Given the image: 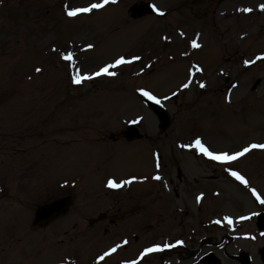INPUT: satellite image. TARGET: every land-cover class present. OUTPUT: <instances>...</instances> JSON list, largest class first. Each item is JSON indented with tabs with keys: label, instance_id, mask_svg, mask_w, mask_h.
Wrapping results in <instances>:
<instances>
[{
	"label": "rangeland",
	"instance_id": "rangeland-1",
	"mask_svg": "<svg viewBox=\"0 0 264 264\" xmlns=\"http://www.w3.org/2000/svg\"><path fill=\"white\" fill-rule=\"evenodd\" d=\"M93 1L100 0H63V6L68 3L63 15L62 8L54 10L55 0H0L7 3L0 5V123L5 133L14 131L11 136L21 139L14 145L7 134L0 136V183L14 180L9 195L31 197L36 203L29 204L33 208L51 192H59L64 186L59 183L77 184L75 193L80 199L60 227L70 224L72 218H82L88 226L89 219L109 208L108 197L124 196L129 200L125 207L139 202L142 216L154 219V229L163 233L155 232L156 239L146 242L149 244H161L179 221L190 223L184 231L196 243L201 234L190 231L197 229L192 223L196 219L200 227L221 212L254 211L244 185L232 182L221 167L207 162L194 141L201 139L220 155H231L253 143L264 144V61L249 65L255 55L264 52V14L229 17L224 11L235 4L240 8L253 5L257 11L264 0H228L222 6L218 0H156V7L166 10L167 18L148 16L136 21L129 9L152 0H128L122 6L116 0L90 18L66 16L65 9L87 7ZM50 25L51 33L45 32ZM194 40L199 48L192 47ZM71 46L74 54L78 51L74 59L83 75H92L120 58L132 63L111 69L115 76L103 75L75 87L74 70L62 58ZM192 66L203 68L197 72L196 68L190 70ZM37 68L42 71L36 72ZM257 80H261L260 91L252 92ZM185 83L189 87H183ZM231 83L235 87L229 91ZM200 84L205 85L202 91ZM142 91L157 96L168 109L173 120L166 131L160 130L155 115L143 105ZM224 94H232L234 105L223 101ZM139 120L151 139L129 143L124 136L126 126ZM29 129L30 139L25 141L24 131ZM255 150L262 153L241 157L234 162L233 171L250 175L264 197V150ZM158 153L162 166L170 164L165 173L168 180H174L181 209H199L195 195L206 193L199 217L172 216L176 207L171 203L178 197L175 192L166 195L160 191L161 179L155 177L165 173ZM178 168L185 179L179 180ZM111 177L131 180L128 185L135 189L131 192L123 186V193L115 195L101 191ZM26 183V188L21 187ZM214 190L221 192L218 200L212 195ZM12 205L26 212L19 207L22 204ZM210 233L217 237L213 243H219L227 232ZM33 239L36 248L28 255L9 252L7 258L17 264H42L67 253H85L82 243L65 242L53 249L41 235Z\"/></svg>",
	"mask_w": 264,
	"mask_h": 264
},
{
	"label": "flooded vegetation",
	"instance_id": "flooded-vegetation-1",
	"mask_svg": "<svg viewBox=\"0 0 264 264\" xmlns=\"http://www.w3.org/2000/svg\"><path fill=\"white\" fill-rule=\"evenodd\" d=\"M3 130L4 126L0 123V136L7 134L10 144L16 145L15 142L21 140L11 136L14 131L10 132L9 130L8 133H5ZM30 132V129L24 131L25 141L30 139V135H28ZM25 153L26 150L22 154ZM24 198L19 195H0V264H17L7 258L8 253L13 252L18 256L25 257L32 249L36 248L33 237L37 234L41 235V240L48 245V248L59 249L65 242L82 243L87 261L91 264H108L111 261H115V264H133V262H138V264H264L260 255L264 250V238L258 239L254 243L241 240L233 241L234 243L228 244L225 248L212 243L209 239H204L200 243H192L191 240L186 239L182 221L178 223V227L173 228L172 232L167 234L171 239V245H175L177 248L170 247L166 251L149 254L141 259V253L150 246L146 242L156 239L155 233L151 238L149 236L153 231H158L148 227L149 217L145 218L142 216L143 212L134 211L138 203L125 207L129 200L124 196L108 197L110 199L109 208L98 213L95 217L96 219L100 218L101 221L91 224V219H89L87 221L89 227L84 226L85 220L82 218L76 219L77 222L72 218L70 224L60 227L59 223H63L62 221L66 219L64 217L53 219L45 226L32 228L30 213L12 211L14 208L12 204H22ZM253 203L254 211L261 212L262 208L257 205L258 202L254 201ZM53 209L52 206L43 205V207H38L34 216L39 223L46 222L57 211V209L55 211ZM102 223H106V225L96 227ZM243 226L244 228L251 226L250 229L243 230L245 233L264 232V219L259 216L252 222H244ZM45 231L47 234H44ZM174 231L176 232L174 233ZM177 233L179 234L175 236ZM48 235H50L49 238ZM143 239L146 240L143 241ZM176 242L182 243L176 245L174 244ZM138 245L141 246L136 248ZM151 245H156V243L152 242ZM113 248L116 251L105 257L106 261L103 262L99 259L104 253L111 252ZM229 248L233 251L229 252ZM80 261V254L67 253L54 261H45L42 264H80Z\"/></svg>",
	"mask_w": 264,
	"mask_h": 264
},
{
	"label": "snow or ice",
	"instance_id": "snow-or-ice-1",
	"mask_svg": "<svg viewBox=\"0 0 264 264\" xmlns=\"http://www.w3.org/2000/svg\"><path fill=\"white\" fill-rule=\"evenodd\" d=\"M115 2H116V0H103L102 3H91L87 7H77V8H73L71 10H67L66 9L67 10V16L70 17V18H75V17L80 16L82 14H90L94 10L103 9L107 4L115 3ZM153 7H154V10H157V9H155V6H153ZM242 11L250 13L252 11V9L251 8H245V9H242ZM261 11H264V5H261ZM159 14L160 15H164L163 12H159ZM192 47L199 48L200 44H198L194 40L193 43H192ZM88 48L90 50L92 48V45H89ZM53 51H55V49H53ZM62 58H63V60L68 61L70 63V66L74 70L71 78H72V82L74 84H77V85L82 84L84 81L92 80V79H95L96 77H100L101 75L115 76L116 72L111 71V69L117 68V67H119L121 65H124V64H127V63H132V61H128V60H125L124 58H120L115 63L109 64V65L101 68L100 70L95 72L94 75H83L81 73L80 69L76 67V61L74 59V54L73 53H68V54L64 55ZM136 59L138 60L139 57H137ZM261 59H264V57H261ZM41 71H42L41 68H37L36 69V72H38V73L41 72ZM196 71L200 72V71H202V69L197 67ZM184 87L185 88L189 87V84H185ZM200 87L203 88V87H205V85L204 84H200ZM141 94L144 95V96H147L150 100H153L154 102L159 103V101L156 100L155 96H153L149 92L142 91ZM182 147H183V145H182ZM194 147L196 149H198L204 156H207L210 160L217 161V162L222 163V164H224V163L231 164V163L237 161L238 159H240L241 157H244L246 154L252 152L254 149L264 150V144L253 143L250 146L244 147L241 151L236 152L234 155H230V154H227V153L222 154V155H217V154H214L211 150H209V148H207L204 145V143L202 142L201 139H196L194 141ZM230 174L233 177H235V179L238 180L245 187L249 186V182L245 179L244 176L239 174L237 171H232ZM155 179L159 180V179H161V177L157 176V177H155ZM132 182L133 181H131V180H125L124 184H118L115 181H109L108 182V187H110V188H120V187H123L125 184H131ZM251 192H252V195L256 198L257 201H259L261 204H264V199H261L260 194L257 192V190L255 188H252ZM247 218L248 217H246V219ZM231 222L232 221L229 220V223H231ZM217 223H219V221H217ZM253 239H254V237H253ZM125 243H127V242H125ZM180 243H182V242H180ZM174 246L175 245H169L167 247H174ZM115 251H116V249L113 248L111 250V252L104 253V255L100 256L99 259L101 261H103L105 259V257L110 256ZM160 251H163V249L158 247V246L157 247L147 248L142 253L141 259H143L144 256L149 255L150 253H155V252H160ZM133 264H138V262H133Z\"/></svg>",
	"mask_w": 264,
	"mask_h": 264
},
{
	"label": "water",
	"instance_id": "water-1",
	"mask_svg": "<svg viewBox=\"0 0 264 264\" xmlns=\"http://www.w3.org/2000/svg\"><path fill=\"white\" fill-rule=\"evenodd\" d=\"M146 14H147V12L145 10L140 9L137 17H141V16L146 15ZM144 99L148 103V101L145 97H144ZM148 105L154 111V113L158 116V118L160 119L161 128L166 129L170 125V117L167 114V112L164 109H162L159 105L150 104V103H148ZM127 133H128V140L129 141H132L136 138L137 139L140 138V137H137V135H136L137 131L135 130L134 127H131ZM70 203L71 202L68 201V203H66L65 205L67 206Z\"/></svg>",
	"mask_w": 264,
	"mask_h": 264
}]
</instances>
